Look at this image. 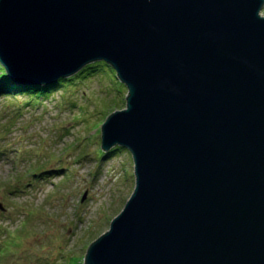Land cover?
Here are the masks:
<instances>
[{"label": "water", "instance_id": "95a60500", "mask_svg": "<svg viewBox=\"0 0 264 264\" xmlns=\"http://www.w3.org/2000/svg\"><path fill=\"white\" fill-rule=\"evenodd\" d=\"M264 0H0V65L50 86L104 62L101 147L134 190L84 264H264ZM0 211H5L0 203Z\"/></svg>", "mask_w": 264, "mask_h": 264}, {"label": "rangeland", "instance_id": "374dc122", "mask_svg": "<svg viewBox=\"0 0 264 264\" xmlns=\"http://www.w3.org/2000/svg\"><path fill=\"white\" fill-rule=\"evenodd\" d=\"M80 75L39 98L0 96V264H84L134 190L131 154L101 148L127 88L104 64Z\"/></svg>", "mask_w": 264, "mask_h": 264}, {"label": "trees", "instance_id": "16d2710c", "mask_svg": "<svg viewBox=\"0 0 264 264\" xmlns=\"http://www.w3.org/2000/svg\"><path fill=\"white\" fill-rule=\"evenodd\" d=\"M100 64H104L106 67L112 68L107 65L104 62H94L89 65H86L83 67L78 73H76L73 76H81L80 74H85V77L92 76L95 74L99 67ZM0 96H11V98H16V96L21 95H30V96H35L37 98L45 96L46 94H49L54 91V89L58 87H62L64 84L68 83L70 80L69 78H64V79H59L57 82L53 83L50 86H28V85H20V84H15L12 82L6 75L4 69L0 67ZM82 76L83 78H85ZM121 148V147H120ZM114 152V151H111ZM111 152H106V154H110ZM1 255V254H0ZM81 260L79 261V263Z\"/></svg>", "mask_w": 264, "mask_h": 264}]
</instances>
